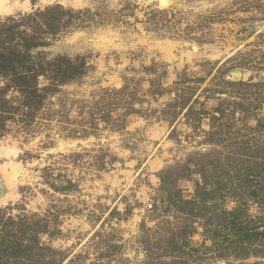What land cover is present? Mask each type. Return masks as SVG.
<instances>
[{"label": "rangeland", "instance_id": "rangeland-1", "mask_svg": "<svg viewBox=\"0 0 264 264\" xmlns=\"http://www.w3.org/2000/svg\"><path fill=\"white\" fill-rule=\"evenodd\" d=\"M0 4V264H264V0Z\"/></svg>", "mask_w": 264, "mask_h": 264}, {"label": "bare ground", "instance_id": "bare-ground-1", "mask_svg": "<svg viewBox=\"0 0 264 264\" xmlns=\"http://www.w3.org/2000/svg\"><path fill=\"white\" fill-rule=\"evenodd\" d=\"M169 3H170V0H165V2L161 3V5H159V6L162 8H165L169 5ZM158 4H159V2H158ZM12 11H13V9L11 7H7V6H5V4H0V15H7ZM15 175L14 174L10 175L6 172L0 171V203H2V204H4L3 202L7 201L6 198L9 197L8 195H9L10 189L12 187V181H13ZM14 186H15V184H14Z\"/></svg>", "mask_w": 264, "mask_h": 264}, {"label": "water", "instance_id": "water-1", "mask_svg": "<svg viewBox=\"0 0 264 264\" xmlns=\"http://www.w3.org/2000/svg\"><path fill=\"white\" fill-rule=\"evenodd\" d=\"M158 2H159V5H161V3H164L165 0H159Z\"/></svg>", "mask_w": 264, "mask_h": 264}, {"label": "built area", "instance_id": "built-area-1", "mask_svg": "<svg viewBox=\"0 0 264 264\" xmlns=\"http://www.w3.org/2000/svg\"><path fill=\"white\" fill-rule=\"evenodd\" d=\"M148 207L151 208V205H149Z\"/></svg>", "mask_w": 264, "mask_h": 264}]
</instances>
